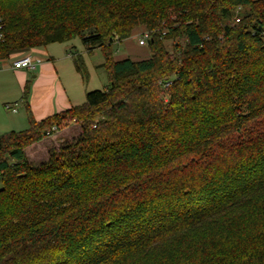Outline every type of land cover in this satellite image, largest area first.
Segmentation results:
<instances>
[{
	"label": "trees",
	"instance_id": "obj_1",
	"mask_svg": "<svg viewBox=\"0 0 264 264\" xmlns=\"http://www.w3.org/2000/svg\"><path fill=\"white\" fill-rule=\"evenodd\" d=\"M77 38L109 86L0 135V264H264V0H0V64Z\"/></svg>",
	"mask_w": 264,
	"mask_h": 264
},
{
	"label": "crops",
	"instance_id": "obj_2",
	"mask_svg": "<svg viewBox=\"0 0 264 264\" xmlns=\"http://www.w3.org/2000/svg\"><path fill=\"white\" fill-rule=\"evenodd\" d=\"M140 29H142L141 32H139ZM140 33H145V30L139 27L134 31L130 39L123 42H117L115 44L122 45L124 43H129L131 39L138 36ZM68 44H70V42L64 43L63 45H67L65 46V49L68 50L70 55H67L66 53L63 56L56 55L54 48H51L54 44H51L46 48L31 51L30 54H32L34 58L41 61L40 65L34 72H29L27 70H15L11 64L10 67L14 74L13 80L15 81L20 93H22L21 101L26 104V110L24 113L18 112V110L12 112V114H16V117H11L8 122L3 124L1 127L2 132L8 133L11 131L19 132L16 130H27L29 128V113L36 121H41L49 116L67 111L72 107L83 104L81 102L87 94L85 90V82L83 81L81 75L77 72L73 63V48L76 47H71ZM127 45L130 48L127 49L128 51H123L121 49V53H119V55L114 54V59L116 61L124 59L141 61L149 58V53L141 56V47L145 46ZM77 52L80 54L79 51ZM139 53H141L140 56L138 55ZM19 56H15L7 62H2L0 65H7ZM64 61H67L68 64L60 66V63ZM98 66H100V64ZM0 79H4L1 74ZM10 83L11 82L7 80L2 82V85L6 88L4 90L5 92L10 91ZM26 90L27 95L26 98H24ZM44 141H41L34 146L43 145ZM30 149L32 148H29L26 151V157L29 162L33 163V158H30ZM38 154L39 156L42 155V153ZM44 154L46 156L48 155L47 153Z\"/></svg>",
	"mask_w": 264,
	"mask_h": 264
},
{
	"label": "rangeland",
	"instance_id": "obj_3",
	"mask_svg": "<svg viewBox=\"0 0 264 264\" xmlns=\"http://www.w3.org/2000/svg\"><path fill=\"white\" fill-rule=\"evenodd\" d=\"M242 11L243 10L239 9L235 12V16H234L235 20L240 18L239 15ZM140 28H143L145 30V27H140ZM141 30L142 29H140L139 32H141ZM141 40L145 41V45H144L145 47H141L142 51H140V52L142 54L139 53L138 55L140 56V54H141V56H143V55H147L149 53V57H150V50H149V46H148V43H147V40H146L144 33H140V34H138V36L131 39V41H130L131 43L130 42L124 43L122 45L114 44L113 45L114 54L119 55V53H121L120 52L121 49L123 51H128L127 49H130V48L128 47L127 44H131L130 46H139V43ZM181 41H183V40H181ZM68 45L71 47L72 46L76 47V48H73V52L79 51L85 60L87 71H88V80L85 83L86 92L107 89L109 86L107 73L105 72V70L103 68H98L99 64L101 65L104 63V58H103L102 52L100 50L96 49L92 53H88L86 48L82 44L80 38L73 40ZM182 45L184 47L185 43H183ZM65 46H67V45L56 43L51 48L52 49L54 48V52L56 55L63 56L65 53L67 55H70L68 50L65 49ZM165 46L169 52L173 51V41H171V40L165 41ZM11 64H12V61L7 65H0V74H1L2 78H4V79H0V135H2L4 133L1 130V127L3 126V124L5 122H8L11 117H16L15 116L16 114L15 115L12 114V111L6 110V108H5L6 105H14L15 103H17L18 108L16 110H18V112L24 113L26 110V104L22 103V101H21L22 93H20L15 81L13 80L14 74H13V71L11 70V67H10ZM65 64H68L67 61L61 62L60 66H63ZM4 80L11 82L10 86H9V89H10L9 92L4 91L6 89L2 85V82ZM85 98H86V96H85ZM85 98L83 99V101L81 103H85V101H86ZM80 105H82V104H80ZM60 124H61L60 130L54 132L49 137L45 138L44 139L45 141L43 140L44 141L43 145L34 146V145H36V144H34V145H32L26 149V151H27L29 148H32V149H30L29 153H30V158H33V160H34V162L32 163L33 165H40L42 163L47 162L50 158L51 151L58 150L64 141H73L79 137L81 129H80V126L76 122H68V120L61 119ZM16 131H21V130H16ZM61 140H64V141H61ZM26 151H25V153H27ZM38 153H42V155L39 156ZM44 153H47L48 155L46 156ZM44 155L46 156V158ZM0 189H2L1 182H0Z\"/></svg>",
	"mask_w": 264,
	"mask_h": 264
},
{
	"label": "built area",
	"instance_id": "obj_4",
	"mask_svg": "<svg viewBox=\"0 0 264 264\" xmlns=\"http://www.w3.org/2000/svg\"><path fill=\"white\" fill-rule=\"evenodd\" d=\"M139 45L144 46L145 41L141 40ZM40 63H41L40 60L34 58L32 54L27 53V54H23V55L17 57L12 62V67L15 70H27L29 72H34V71H36V69L40 65ZM17 107H18V104L5 106L6 110L12 111V112H15Z\"/></svg>",
	"mask_w": 264,
	"mask_h": 264
}]
</instances>
